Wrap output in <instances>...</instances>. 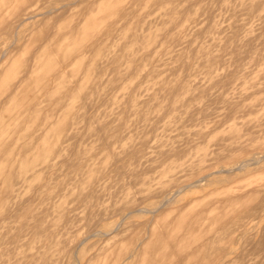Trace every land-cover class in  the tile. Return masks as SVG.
Segmentation results:
<instances>
[{
  "label": "rangeland",
  "instance_id": "rangeland-1",
  "mask_svg": "<svg viewBox=\"0 0 264 264\" xmlns=\"http://www.w3.org/2000/svg\"><path fill=\"white\" fill-rule=\"evenodd\" d=\"M0 264H264V0H0Z\"/></svg>",
  "mask_w": 264,
  "mask_h": 264
},
{
  "label": "bare ground",
  "instance_id": "bare-ground-1",
  "mask_svg": "<svg viewBox=\"0 0 264 264\" xmlns=\"http://www.w3.org/2000/svg\"><path fill=\"white\" fill-rule=\"evenodd\" d=\"M26 6H27V8H28V4H27ZM25 8H26V7H24L23 9L25 10ZM24 10H23V11H24ZM16 11H17V10H16ZM21 11H22V10H21ZM14 13H15V12H14ZM20 13H22V12H20ZM15 14H16V16L18 15L17 13H15ZM15 14H13V15L15 16ZM28 14H29V13H28ZM25 15H26V14H25ZM18 16H19V15H18ZM30 18H31V17H30ZM31 19H32V18H31ZM21 21H22V20H21ZM23 23H24V22H23ZM248 36H249V35H248ZM208 63H209V62H208ZM208 63H207V64H208ZM257 84H259V83H257ZM164 85H165V84H164ZM259 85H260V84H259ZM259 85H258V86H259ZM256 86H257V85H256ZM169 88H170V87H169ZM220 155H221V154H220ZM217 156H218V155H217ZM220 157H221V156H220ZM218 158H219V157H218ZM228 158H230V157H228ZM223 159H224V158H223ZM223 161H224V160H223ZM223 161H222V162H223ZM227 161H228V159L226 160V164H229L230 161H229V162H227ZM220 163H221V162H220ZM220 163H219V164H220ZM231 163H232V162H231ZM213 164H214V162H213ZM224 164H225V163H223V165H224ZM247 164H248V163H247ZM242 165H243V164H242ZM242 165H241V166H242ZM217 166H218V163H217ZM221 166H222V164H221ZM244 166H246V165H244ZM248 166H249V165H248ZM214 168H215V167H214ZM236 168H238V166H236ZM239 168H240V167H239ZM233 169H234V168H233ZM239 170H240V169H239ZM237 171H238V170H237ZM223 172H224V171H223ZM227 172H228V170H227ZM232 172H233V171H232ZM219 173H220V172H219ZM229 174H230V171H229ZM207 175H209V174H207ZM204 177H205V176H204ZM204 177H203V178H204ZM248 194H249V193H248ZM241 196H244V197H245L244 194L241 195ZM248 196H249V195H248ZM237 197H238V196H237ZM238 198H239V197H238ZM239 199H240V198H239ZM235 200H236V199H235ZM237 200H238V199H237ZM240 200H241V199H240ZM242 200L245 201L243 197H242ZM243 201H239V202H243ZM234 202H237V201H234ZM246 204H247V203H246ZM244 208H246V207H244ZM236 210H237V209H236ZM244 210H245V209H244ZM103 212H104V211H103ZM233 212L236 213L235 211H233ZM237 212H238V211H237ZM240 213H241V212H240ZM105 214H107V212H105ZM110 214H111V213H110ZM243 214H244V213H243ZM99 215H100V214H99ZM99 215H98V216H99ZM241 215H242V214H241ZM94 216H95V215H94ZM101 216H102V215H101ZM106 216H107V215H106ZM109 216H110V215H109ZM111 216H112V215H111ZM102 217H104V216H102ZM234 217H237V216L235 215ZM96 218H97V217H96ZM99 218H100V216H99ZM99 218H98V219H99ZM106 218H107V217H106ZM107 219H108V218H107ZM107 219H106V220H107ZM103 220H105V217H104ZM99 221H100V220H99ZM100 223H101V222H100ZM203 242H204V241H203ZM206 242H207V241H206ZM199 244H200V243H199ZM141 245H142V244H141ZM200 245H201V244H200ZM200 245H199V246H200ZM203 245H204V243H202V246H201V247H203ZM197 246H198V245H197ZM199 246H198V247H199ZM141 247H142V246H141ZM201 247H200V249L196 248L195 250L198 249V252H199V250H202V249H203V252H205V251H204V247H205V245H204V247H203L202 249H201ZM206 247H207V246H206ZM142 248H143V247H142ZM205 250H206V249H205ZM131 254H132V253H131ZM196 254H197V251H196ZM198 254H199V253H198ZM129 256H130V254H129ZM129 256H128V258H129ZM131 256L134 257V255H131ZM190 256H192V255H190ZM128 258H127V259H128ZM131 258H132V257H131ZM131 258H130V259H131ZM132 259H133V258H132ZM126 261H129V259L126 260ZM124 262H125V261H124ZM124 262H123V263H124Z\"/></svg>",
  "mask_w": 264,
  "mask_h": 264
}]
</instances>
